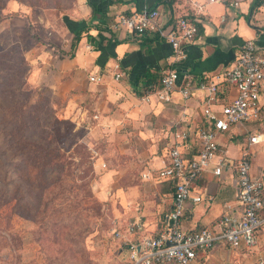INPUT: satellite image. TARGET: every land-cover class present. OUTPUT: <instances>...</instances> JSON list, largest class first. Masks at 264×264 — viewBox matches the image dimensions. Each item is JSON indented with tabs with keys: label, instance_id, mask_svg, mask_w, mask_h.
Returning <instances> with one entry per match:
<instances>
[{
	"label": "crops",
	"instance_id": "crops-1",
	"mask_svg": "<svg viewBox=\"0 0 264 264\" xmlns=\"http://www.w3.org/2000/svg\"><path fill=\"white\" fill-rule=\"evenodd\" d=\"M158 1L3 0L0 9V13L7 14L0 15V45L3 49L18 47L24 52L26 75L33 76L35 89L57 94L63 100L57 116L84 124L86 137L104 145L100 155L104 153L109 164L121 158L117 165L111 164L112 170L102 169L94 158L93 169L99 182L91 188L97 199L112 196L121 201L126 207V220L135 219H129L127 229L138 225L140 231L129 233L126 229V242L160 230L171 212L173 195L166 185L169 182L143 180L142 175H153L163 167L177 136L193 134L201 124L205 97L196 94L184 101L174 94L171 103H164L154 96L148 100L144 99L145 94L137 96L133 86L139 75L147 70H159L162 75L176 63L166 41L150 43L146 53L139 38L115 27L118 16L155 7L166 25L181 18L196 23L199 38L184 47V59L179 63V70L194 82L200 78L213 81L215 75L233 65L247 41H254L264 51V38L258 36L264 27L262 0H173V4ZM93 11L98 16L94 17ZM11 15L14 16L8 18ZM83 28H87L86 32L71 51L73 34ZM88 37L94 39L93 43ZM6 38L11 43L4 46ZM117 73L122 74L119 80L115 79ZM91 77L100 82H91ZM261 115L264 116V96ZM259 122L251 130L245 126L233 128L218 138V144L221 153L234 161L247 158L251 176L264 183V146H248L247 142L248 135L264 133ZM197 185L204 200L187 206L183 226L188 230L213 228L226 207L237 205L234 176L227 173L217 178L205 174ZM140 199H148L142 208ZM225 249L229 248L218 245L213 251ZM255 250H259L264 264V226L252 251Z\"/></svg>",
	"mask_w": 264,
	"mask_h": 264
},
{
	"label": "rangeland",
	"instance_id": "rangeland-1",
	"mask_svg": "<svg viewBox=\"0 0 264 264\" xmlns=\"http://www.w3.org/2000/svg\"><path fill=\"white\" fill-rule=\"evenodd\" d=\"M10 43L6 38L2 44ZM9 57L0 58V264H131L123 244L129 219H135L126 220L118 199L89 196V187L99 182L92 178L93 159L112 170L121 158L109 164L100 155L104 145L86 137L84 124L58 117L63 100L35 89L33 76L18 91L26 69ZM53 110L58 125L51 122ZM47 123L59 157L45 141ZM259 125L264 127L263 115ZM255 126L245 124L248 130ZM140 200L142 208L148 199ZM258 254L211 251L204 264H261Z\"/></svg>",
	"mask_w": 264,
	"mask_h": 264
},
{
	"label": "built area",
	"instance_id": "built-area-1",
	"mask_svg": "<svg viewBox=\"0 0 264 264\" xmlns=\"http://www.w3.org/2000/svg\"><path fill=\"white\" fill-rule=\"evenodd\" d=\"M261 5L264 9V0ZM115 27L124 28L135 38L145 32L157 34L171 46L176 64L184 59V47L199 38L196 23L181 18L166 25L157 9L143 8L127 16L120 15ZM258 36L264 38V27L260 28ZM121 78L122 74H115L116 80ZM211 80L194 82L188 75H180L170 68L162 72L158 87L145 92V100L154 96L164 103H171L174 94L184 101L203 94L205 103L201 124L193 134L177 136L163 167L153 175H142L143 180L153 178L175 183L172 210L165 216L160 230L148 237L124 242L131 264H200V253L211 252L218 245L235 251H252L257 246L258 233L264 226V183L251 176L247 158L234 161L222 154L218 138L233 128L260 120L264 96V51L254 41L245 42L233 65ZM90 81L98 83L100 79L91 77ZM247 142L248 146H264V133L248 135ZM227 173L235 177L236 207H226L213 228H184L187 206L201 204L204 200L197 185L203 175L220 178ZM207 199L211 200L210 197ZM127 231L135 233L140 228L130 225ZM117 235L120 238V234Z\"/></svg>",
	"mask_w": 264,
	"mask_h": 264
},
{
	"label": "trees",
	"instance_id": "trees-1",
	"mask_svg": "<svg viewBox=\"0 0 264 264\" xmlns=\"http://www.w3.org/2000/svg\"><path fill=\"white\" fill-rule=\"evenodd\" d=\"M262 2V1H261ZM160 3H165V4H173V0H159L158 1V4ZM2 6H3V0H0V9H2ZM149 11H153L155 9V7H150V8H147ZM93 14H94V17L95 16H98V14L96 12L93 11ZM14 15H11L9 16L8 18L10 17H13ZM3 21L2 18H0V22ZM87 30V28H83L81 30H79L78 32L74 33V39L72 41V45H71V51H74L75 48L77 47L78 43L80 42V39H81V36L83 33H85ZM90 39V42L93 43V38L92 37H88ZM140 39V47L141 48H145L146 50V53H149V44L152 43V42H163L164 40L162 38H160L157 34L155 33H150V32H145L144 34H142L141 37H138ZM1 52H0V55H2V57H0L2 60L4 61H7L8 60V57L14 61L17 62V67H19L20 69L24 68L26 69V62L22 56V51H20L18 49V47H14L12 48L10 51V53H6L8 51H5L3 49H1ZM14 52H16L17 54H14ZM183 53H184V49H183ZM4 55H9V56H4ZM16 56V57H15ZM14 68V67H12ZM172 69H175L180 75H183L184 73L181 72V70H179V64H175V66L173 65L172 66ZM3 73L0 72V75ZM24 75V76H23ZM186 75V74H185ZM25 77V80L23 79L22 82H20L21 86H20V89H18V91H21L22 88H23V84L24 82L28 79L27 78V75L26 73L25 74H22V78ZM160 78H161V71L159 70H154V71H151V70H147L144 74L142 75H139L137 78H136V82L134 83V91L136 93L137 96L139 97H142L144 96L145 92L147 91H152L153 89H155L156 87H158L159 85V82H160ZM202 78L199 79V81H201ZM27 86V82L25 84ZM31 89V88H30ZM55 111H51L50 113V116L52 118L51 122H53L54 124L58 125L59 120L58 118L55 116V114H53ZM25 114V113H24ZM47 126V131H46V135H47V138H46V143H48V146H49V149H51L54 153V155L56 156H60V151L58 150V148L56 147L57 146V141L55 140L54 136L55 134L51 131V124H46ZM91 174H92V178L94 179V172L91 168ZM95 178H97L95 176ZM167 187H168V193L172 194L173 195V192H174V185L175 183L174 182H169L166 184ZM89 187V186H88ZM89 196H90V199H94V195L92 194V188L89 187ZM226 248V247H225ZM210 252H205V253H200L199 255V262L200 264H203L206 262H204V259L207 258L208 254Z\"/></svg>",
	"mask_w": 264,
	"mask_h": 264
}]
</instances>
